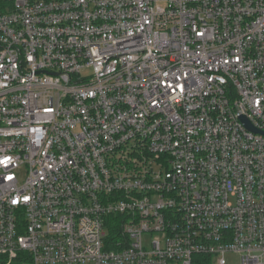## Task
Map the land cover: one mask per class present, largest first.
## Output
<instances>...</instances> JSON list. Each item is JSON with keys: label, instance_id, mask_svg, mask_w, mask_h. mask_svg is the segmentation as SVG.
<instances>
[{"label": "built area", "instance_id": "2783aa9c", "mask_svg": "<svg viewBox=\"0 0 264 264\" xmlns=\"http://www.w3.org/2000/svg\"><path fill=\"white\" fill-rule=\"evenodd\" d=\"M242 118L264 132V0H0V257L264 264Z\"/></svg>", "mask_w": 264, "mask_h": 264}, {"label": "rangeland", "instance_id": "374dc122", "mask_svg": "<svg viewBox=\"0 0 264 264\" xmlns=\"http://www.w3.org/2000/svg\"><path fill=\"white\" fill-rule=\"evenodd\" d=\"M145 245L150 247L152 242V235L144 236ZM227 264H242L240 256L236 254H227L226 255Z\"/></svg>", "mask_w": 264, "mask_h": 264}, {"label": "trees", "instance_id": "16d2710c", "mask_svg": "<svg viewBox=\"0 0 264 264\" xmlns=\"http://www.w3.org/2000/svg\"><path fill=\"white\" fill-rule=\"evenodd\" d=\"M197 259L201 261H208V258L206 257H195L194 260L197 261ZM0 264H6V260L4 258L0 257ZM12 264H32L30 259L27 256H21L18 260L14 261Z\"/></svg>", "mask_w": 264, "mask_h": 264}, {"label": "water", "instance_id": "95a60500", "mask_svg": "<svg viewBox=\"0 0 264 264\" xmlns=\"http://www.w3.org/2000/svg\"><path fill=\"white\" fill-rule=\"evenodd\" d=\"M242 120H243L244 125H245L249 130H251V131H253V132L257 133V134H263V135H264V132L259 131V130L255 129V128H253L252 125L249 123V121H248L246 118H242Z\"/></svg>", "mask_w": 264, "mask_h": 264}]
</instances>
